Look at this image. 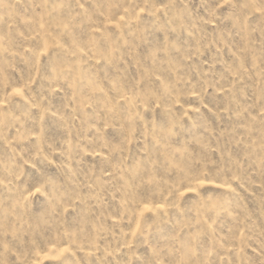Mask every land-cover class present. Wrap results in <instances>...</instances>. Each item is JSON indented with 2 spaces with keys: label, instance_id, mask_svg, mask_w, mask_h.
Returning a JSON list of instances; mask_svg holds the SVG:
<instances>
[{
  "label": "rangeland",
  "instance_id": "1",
  "mask_svg": "<svg viewBox=\"0 0 264 264\" xmlns=\"http://www.w3.org/2000/svg\"><path fill=\"white\" fill-rule=\"evenodd\" d=\"M0 264H264V0H0Z\"/></svg>",
  "mask_w": 264,
  "mask_h": 264
},
{
  "label": "snow or ice",
  "instance_id": "2",
  "mask_svg": "<svg viewBox=\"0 0 264 264\" xmlns=\"http://www.w3.org/2000/svg\"><path fill=\"white\" fill-rule=\"evenodd\" d=\"M37 191H39V189H37Z\"/></svg>",
  "mask_w": 264,
  "mask_h": 264
}]
</instances>
